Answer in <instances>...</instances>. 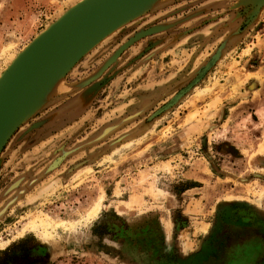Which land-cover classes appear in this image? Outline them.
<instances>
[{
    "label": "rangeland",
    "instance_id": "rangeland-1",
    "mask_svg": "<svg viewBox=\"0 0 264 264\" xmlns=\"http://www.w3.org/2000/svg\"><path fill=\"white\" fill-rule=\"evenodd\" d=\"M78 1L30 0L0 32V73ZM199 1L158 0L17 106L0 152V264H180L221 214L264 224V73L246 43L264 0Z\"/></svg>",
    "mask_w": 264,
    "mask_h": 264
},
{
    "label": "water",
    "instance_id": "water-1",
    "mask_svg": "<svg viewBox=\"0 0 264 264\" xmlns=\"http://www.w3.org/2000/svg\"><path fill=\"white\" fill-rule=\"evenodd\" d=\"M149 1L80 0L16 54L0 73V152L16 125L17 106L23 115L37 105L69 68L142 12L134 6Z\"/></svg>",
    "mask_w": 264,
    "mask_h": 264
},
{
    "label": "flooded vegetation",
    "instance_id": "flooded-vegetation-1",
    "mask_svg": "<svg viewBox=\"0 0 264 264\" xmlns=\"http://www.w3.org/2000/svg\"><path fill=\"white\" fill-rule=\"evenodd\" d=\"M214 224L200 251L180 264H264V224L248 210L221 214Z\"/></svg>",
    "mask_w": 264,
    "mask_h": 264
},
{
    "label": "crops",
    "instance_id": "crops-1",
    "mask_svg": "<svg viewBox=\"0 0 264 264\" xmlns=\"http://www.w3.org/2000/svg\"><path fill=\"white\" fill-rule=\"evenodd\" d=\"M29 1L30 0H10V2L7 3V6L5 7L4 10H2L0 14V16L2 17V13H3V18L1 19L2 21L0 20V32L5 33L7 31L6 32L7 34L12 32L13 26L10 25L14 22L15 18L18 19L24 13V10L28 11L27 3ZM157 1L158 0H150L149 2H142L137 6H134L133 11L142 10V12L144 11L146 12L150 8H152ZM246 2H250V1L249 0H200L198 8L203 11H211L214 9L227 8L229 4L241 5L242 3H246ZM37 7L39 8L38 5ZM260 10L262 11L263 8ZM34 11L36 12V9H34ZM261 17L262 19H264V16ZM248 35L250 39H246L247 40L246 43L250 44L251 42L253 46H256L255 50H252L251 52V57L257 60V66H255L254 69H258L261 67L263 70L262 73H264V22L262 25H260L259 28H257V30L253 29V32L250 34L248 32ZM257 35L259 37V41H261L260 45H258V39L256 37ZM261 63H263L262 66ZM245 88L249 90L248 91L249 93L252 90H260L261 86L256 80L250 79L245 83ZM247 89L245 90L247 91ZM199 228H201V226H199L198 229Z\"/></svg>",
    "mask_w": 264,
    "mask_h": 264
},
{
    "label": "bare ground",
    "instance_id": "bare-ground-1",
    "mask_svg": "<svg viewBox=\"0 0 264 264\" xmlns=\"http://www.w3.org/2000/svg\"><path fill=\"white\" fill-rule=\"evenodd\" d=\"M102 25H99L97 26V28L101 27ZM96 28V29H97ZM92 29L95 30V27H93ZM96 31V30H95ZM10 56V55H9ZM8 58V57H7ZM11 58V57H10ZM8 61V60H7ZM256 148L259 146V142H256ZM168 166L165 165L163 166V168H166ZM101 203H102V199H99L98 202L92 206L91 209L88 210L87 212V215H86V218L87 220H90L92 218H94L96 216V214L98 213V211L100 210V207H101ZM43 215V214H42ZM42 215H38V216H32L30 218H28L27 220L25 219V221L22 223V228L21 230L18 232V235L21 236L23 235V233L25 231H28L30 230L31 228L35 227L38 223L39 220H41L43 217H46L45 216H42ZM85 222V221H84ZM9 241H5V242H2L0 241V249L4 248L7 244H8Z\"/></svg>",
    "mask_w": 264,
    "mask_h": 264
}]
</instances>
